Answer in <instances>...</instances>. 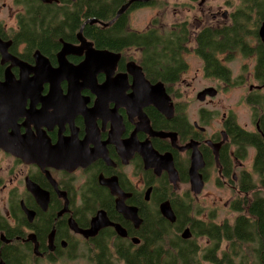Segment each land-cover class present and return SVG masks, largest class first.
I'll return each mask as SVG.
<instances>
[{
    "label": "flooded vegetation",
    "instance_id": "obj_1",
    "mask_svg": "<svg viewBox=\"0 0 264 264\" xmlns=\"http://www.w3.org/2000/svg\"><path fill=\"white\" fill-rule=\"evenodd\" d=\"M88 1L37 0L42 9L62 12L63 16L59 14L54 18L56 21L48 20L52 29L59 27L57 19L60 17L63 20L87 18L84 12L92 6ZM183 1L181 8L189 7L187 12L193 13L183 18L192 19L172 23L169 28L158 27L156 17H152L154 19L143 30H135L130 26V18L137 12L167 5L170 0H162L157 5L156 0H128L109 17L114 19H85L77 32L71 31L64 20L59 33L43 26L32 29L31 18H26L28 0H13L15 12L7 0H0V16L7 9L11 16L0 17V133L4 135L3 139L0 137V142L4 141L0 143V155L8 161L0 176L3 203L0 207V264H5L1 254L7 245L28 248L31 264H34L40 260L49 263L50 260H67L72 247H90L106 229H111L114 237L134 242L137 238L129 236L126 224L135 230L139 228L118 212L117 205L121 203L131 211L135 209L142 224L139 198L150 204L156 188L154 182L162 178L175 195L187 196L194 209L195 198L210 180L217 188H228L235 194L228 208L241 197L239 187L244 177L256 186L253 177L256 175L260 182V175L254 170L257 150L247 146L242 153L237 135L240 134V139L245 134L260 135L264 141L260 126L264 110L258 109L255 116L247 103L248 96L254 92H264V83L254 74L259 41L264 44L259 37V28L264 22L258 26L256 38H245L244 47L235 45L215 52L213 58L228 74L208 75L205 60L197 52L201 32L206 28L219 33L224 28L233 29L240 18H245L242 13L248 9V0H238L237 5L234 0ZM212 1H217L216 8ZM177 5L182 6L181 0H173L172 6L177 8ZM77 6L83 8L82 12L77 13ZM174 14L177 16L176 11ZM206 17L213 19V25L202 26L201 18ZM40 19L45 22L48 18ZM86 24L96 25L105 32L113 28L110 35L119 37L120 47H97L82 31ZM150 33L160 37H185L179 50L184 68L174 79L150 74V61L144 57V47L139 46L138 41L122 44V34L137 37ZM64 45L70 47L67 52ZM189 46L200 60L201 78L215 82L216 87H243L252 79L253 84L248 85L243 98L250 110V126L241 124L232 109L219 114L205 106L217 96L216 87L195 93L193 102L198 106L192 117L189 115V101L175 89L182 85L191 70L186 60L191 52ZM62 50L66 52L64 55L60 54ZM235 56L252 62L251 71L242 69L243 64L242 72L233 76L230 66ZM246 71L248 75L244 77ZM198 72L199 69L191 81ZM157 85H162L161 92L153 88ZM208 88H213L215 94L207 93L201 98L200 93ZM163 92L169 99L167 103ZM219 116L220 128L211 131L212 122ZM44 149L61 151L57 154L61 159H41L42 153L37 151ZM251 150V168L245 170ZM197 178L202 184L199 192L193 188ZM180 184H188L189 190L179 193ZM101 191L111 202L118 216L116 220L100 207ZM164 204L173 212L170 202L163 201L158 205L162 217L160 207ZM101 212L111 225L101 228L92 237L85 236L92 219ZM200 214L201 211L192 213L197 218ZM114 226L123 229L126 236H120ZM185 230L190 231L185 226L181 234Z\"/></svg>",
    "mask_w": 264,
    "mask_h": 264
},
{
    "label": "trees",
    "instance_id": "obj_2",
    "mask_svg": "<svg viewBox=\"0 0 264 264\" xmlns=\"http://www.w3.org/2000/svg\"><path fill=\"white\" fill-rule=\"evenodd\" d=\"M127 1L90 0L88 3L92 6L84 12L87 18H64V20L70 25L71 31L77 32L85 19H96L97 21L114 19L109 17L113 16L117 9ZM247 3L248 9L244 12L245 14L242 11L238 14L239 16L242 13L245 18H240L239 22L236 20L237 23L233 29L224 28L222 33H219L214 29L206 28L201 32L197 52L205 60V71L208 75L228 74L213 58L215 52H221L235 45L237 48H242L245 45V38L257 37V28L264 22V0H248ZM77 7V13L83 9ZM26 8V18H31L32 29H41L43 26L60 33L65 24L63 17L57 19L59 27L54 29L51 25L48 26V20L58 17L59 14L62 15V12L53 8L42 9L37 0H28ZM110 13L113 14L108 16ZM40 18L48 19L44 22ZM248 25H250L249 29H247ZM82 31L99 48L120 47L119 37L110 35L113 28L105 32L96 25L86 24ZM122 39L124 40L122 44L128 45L127 41L134 43L138 41V45L144 47V57L150 61L149 71L152 75L162 79L173 78L184 68L183 62L179 59L180 44L185 40L183 35L160 37L150 33L136 37L122 34ZM256 52L255 78L264 83V44L260 41ZM247 103L252 106L256 116L258 109L264 110V92H254L248 96ZM262 115L260 126L264 133V114ZM237 137L242 153L247 146L256 148L254 170L259 173L260 182L264 188L263 139L260 135L253 134H245L240 139L238 133ZM181 174L184 177L186 175L184 170ZM246 177L242 179L239 187L241 197H238L231 205V210L237 214L231 223L223 221L217 224L194 217L192 213L199 214L200 211L193 208L187 196L180 198L175 195L162 178L154 182L156 188H154L150 204L144 203L142 198H139V216L142 219L139 229L135 230L126 224L129 236L137 238L138 244L135 245L129 238L114 237L113 231L106 229L90 243V247L83 245L75 249L72 247L67 260H75L74 257L78 256L77 249L80 251L79 248L87 247L92 264H264V195L257 192L254 182ZM99 196L100 207L106 209L109 217L116 220L118 216L114 214L111 202H108L102 191ZM166 200L170 202L175 214L174 222L165 220L158 210V205ZM210 218L213 216L210 215ZM185 226L189 227L191 238L181 237ZM49 228L45 231L47 232ZM199 239H204L206 244L204 246L200 244ZM111 240H113L112 245H110ZM3 250L1 257L5 264H31L33 262L28 248L16 244L7 245ZM50 262H55V260H50Z\"/></svg>",
    "mask_w": 264,
    "mask_h": 264
},
{
    "label": "rangeland",
    "instance_id": "obj_3",
    "mask_svg": "<svg viewBox=\"0 0 264 264\" xmlns=\"http://www.w3.org/2000/svg\"><path fill=\"white\" fill-rule=\"evenodd\" d=\"M221 1L222 0H218ZM162 0H156L155 5L160 4ZM182 6L177 5L175 8L172 6L173 0H170V2L167 5H163L160 8H153V9H147L144 10L143 12H137L133 14L132 18H130V26L132 29L135 30H143L146 25L155 19L158 21V27L162 28H169L172 23L182 21L184 19L191 20L192 18H183L184 15L191 16L193 13L192 12H187V8H181L184 5V1L181 0ZM234 3L237 5L238 0H234ZM7 4L11 5L13 8V12H15L17 9L13 7V0H7ZM181 4V3H180ZM215 8L218 5L217 1H212L211 3ZM174 11L177 12V16H175ZM159 15V17H157ZM1 16L3 18H11L9 15L8 9L7 11H3L1 13ZM0 16V17H1ZM200 19V18H198ZM213 19L210 17L206 18H201V23L202 26H209L213 25L212 24ZM194 26L192 25V28ZM191 49V52L187 55L186 60L190 65V73L185 77V81L182 83L181 86L175 87V89H178L182 94L184 95V98L189 101L188 102V111L189 115L192 117V114L195 112L196 107L198 106L196 103L193 102L194 100V95L198 91H201L204 88L207 87H216V83L212 81H206L201 78L200 75V60L193 54L192 52V46H189ZM248 59H244L240 56H235V59L233 60L230 68L232 70L233 76H236L240 74L241 67L243 64H245L244 68H247L251 71V67L253 64H251ZM199 69V72L197 73L198 76L194 79V81H191L190 79L194 77V74L196 70ZM247 71L244 74V77H246ZM194 83L193 86H188L190 83ZM253 84L252 79L249 78L248 82L242 87H236V88H231L227 89V87H216L218 89V94L217 96L211 101V103L205 104L207 108L216 110L217 113H225L229 109H232L236 112L237 117L240 121L241 124L247 123L250 126V110L246 106V104L243 101L244 96L248 92V85ZM192 96V98H191ZM220 117H217L213 122H212V129L213 130H218L220 128ZM252 150L249 153V157L245 163V170H250L251 168V157H252ZM7 159L4 158L2 155H0V176L3 175L5 172V169L7 168ZM256 182V190L257 192L261 193L264 195V188L259 182V178L255 175L253 176ZM185 190H189L188 184H180L178 185V191L179 193H182ZM235 194L232 193V191L228 188H217L212 180L210 182H206L203 191L201 194H199L195 198L194 206L195 209H199L201 211V214L198 218L205 220V221H213L214 223H222L223 221H228L232 222L235 217L236 213H234L231 208H228L229 201L233 198ZM3 203L0 198V207H2ZM210 215L213 216V218H210ZM199 243L202 244L203 246L206 244L204 239H199ZM80 251L77 249L78 256L74 257L75 260H56L55 262H47L45 260H40L34 264H92L90 261V254L88 252L87 247H83L82 249L79 248ZM207 264V263H203Z\"/></svg>",
    "mask_w": 264,
    "mask_h": 264
},
{
    "label": "water",
    "instance_id": "obj_4",
    "mask_svg": "<svg viewBox=\"0 0 264 264\" xmlns=\"http://www.w3.org/2000/svg\"><path fill=\"white\" fill-rule=\"evenodd\" d=\"M43 1H45V0H43ZM125 8H126V6L120 10L119 14ZM92 22L94 23L95 20H93ZM259 37L264 42V23L259 28ZM68 47H69L68 45H64V48H65L66 52L68 51ZM65 50H62L60 54L61 55H64L66 53ZM161 86L162 85H157V86H155L153 88L155 89V91L159 90V92H161V90L163 88V87L161 88ZM207 93L209 95H214L215 94V91H214L213 88H208L205 91H203V92L200 93L201 98L203 96H205ZM160 96H161V94H160ZM163 96H165V100H166L165 102L166 103L169 102V99L166 97V95H164V92H163ZM154 101L155 102L158 101L157 104H159V100L155 99ZM169 109H171V107H169ZM0 137L3 139V137H4L3 133H0ZM0 143L3 144L4 141L1 140ZM37 152H39V154L42 153L41 159H43V160H47V161L51 160V161H53V160H55L57 158L61 159L60 156H57V154H59V155L61 154V151H57V150H54V149H49V150L44 149L42 151L41 150H38ZM37 152H33V153L37 154ZM193 184H192L193 185V188H195V190H197V192H199L200 189H201V187H202V184L199 181V178H197V180H194L193 181ZM120 204L117 205L118 212L121 213L124 218H126L127 220H130L134 224L135 228H139V226L141 225V220L138 218V216L136 214V210L133 209V211H131L128 208L126 209V207L124 208ZM160 211H161V214L163 215V217H165L166 219H168L171 222H174L175 221L174 214H173V212L171 211V209L169 208V206L167 204L161 205ZM108 224H109V222L105 218L104 213H102V212L101 213H98L97 216L92 219L91 228L89 230H86L85 231V233H86L85 236L92 237V236L96 235V233H97L98 230H100L101 228L107 226ZM109 225H111V224H109ZM114 228L116 229V231H118V233H119L120 236H123V237L126 236V234L123 231V229H121L120 227H117V226H114ZM190 236H191V234L189 233L188 230H185L183 232V234H181V237L184 238V239H188V238H190ZM134 242L135 243H138L139 241L135 239Z\"/></svg>",
    "mask_w": 264,
    "mask_h": 264
}]
</instances>
